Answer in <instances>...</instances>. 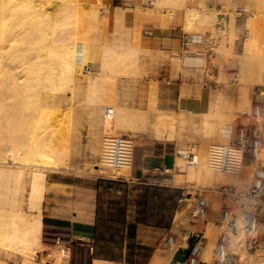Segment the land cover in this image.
Here are the masks:
<instances>
[{"label":"bare ground","instance_id":"obj_1","mask_svg":"<svg viewBox=\"0 0 264 264\" xmlns=\"http://www.w3.org/2000/svg\"><path fill=\"white\" fill-rule=\"evenodd\" d=\"M145 1L131 0L133 7L128 4L120 8L113 6V0H0V264H9V261L65 264L58 253L54 255L55 260L51 257L44 261L41 255V204L47 189V174H85L82 170L73 171L70 163L79 154L82 131L89 136L85 148L90 156L102 158L104 137L121 133L136 135L140 130L139 120L145 121L147 109L131 111L130 120L124 122L125 115L117 107L121 82L145 78L138 65L139 45L131 41L139 32L135 25L138 27L146 10ZM193 1L195 5L190 8L185 6L187 0H152L153 17L164 27L176 10L185 6L182 29L187 35L207 38V48L203 49L211 52L209 73L216 57L222 63L240 65L235 79L221 73L211 74L219 85L238 87L234 91L238 102L244 105L236 104V109L248 114L250 101L260 99L264 93V0H215L219 7L214 10L207 5L209 0ZM163 8L167 9L164 15ZM239 15L245 18L243 28H247L248 37L244 52L238 58L232 49L239 37L240 27L237 29L235 25ZM174 58V66L179 69L181 60L178 55ZM258 79L260 85L253 86ZM149 83L147 100L156 102V82ZM253 87L255 93H252ZM234 91L224 87L211 93L209 110L200 117L199 124L195 123L194 115L186 117L181 113L169 119L190 126L197 136L200 146L191 149L193 161L177 157L175 162L182 170L187 168V178L197 184L231 187L234 181L264 168V152L260 150L255 151L247 175L240 169L235 174L217 172L208 165L206 147L231 141L235 115L229 110L234 109L230 103ZM122 93V102H128V92ZM146 122L151 125L155 138L164 139L165 127L170 123L165 116L156 114L154 122ZM237 142L245 145L241 137ZM100 158L90 167L92 171H103ZM130 169L115 173L124 174ZM24 190L29 194L31 210L28 213L19 208L18 197ZM242 217L241 220H246ZM217 227L221 223L214 220L204 236L191 235L198 238L195 252L205 260L220 259L223 252L217 245L218 234L222 232H217ZM228 229L229 239L230 226ZM157 255L153 264L162 261ZM259 264L264 262L261 260Z\"/></svg>","mask_w":264,"mask_h":264},{"label":"crops","instance_id":"obj_2","mask_svg":"<svg viewBox=\"0 0 264 264\" xmlns=\"http://www.w3.org/2000/svg\"><path fill=\"white\" fill-rule=\"evenodd\" d=\"M209 1L208 7L211 6ZM194 5L193 0H188L186 6L191 8ZM164 9L163 15L164 11L167 12ZM184 10L182 8L180 12H176L164 27L153 14L147 17L142 15L139 23L137 22L138 27L135 25L136 30H139L136 33L139 34L138 38L134 34L131 41H135V45H139L138 48L141 49L138 65L145 78L138 79L137 82L120 81L124 90L130 89L133 92L129 102H117L119 112L125 115L123 121L130 120V112L139 109H147L145 115L150 123L155 121L156 114L163 115L166 121H170L165 127L164 139L155 138L151 127L149 135L152 139L144 136L138 139L130 170L116 177L104 171V174L92 176L90 167L100 156H90L85 148L89 136L84 130L78 144L81 146L78 147L79 154L72 157L70 163L73 171L82 170L85 174L49 173L46 176L47 189L41 204L42 228L66 229L74 237H93L95 249L90 264H152L157 254L162 259L161 262L166 260L163 264H169L177 248H181L178 246L171 253L167 252L164 245L167 247L177 242L176 237L168 241L171 230L177 231L184 239H188L187 234L191 236L194 233L181 223L182 206L188 211L183 204L188 193L181 182L182 173L175 165L178 156L186 155L181 147L187 145V142L184 140L180 144L177 136L171 139L170 124L174 121L169 119L181 113L189 115L188 117L194 115L193 118L203 114L209 106L208 93L213 90L207 85V71L203 73L204 78L200 79L197 66H190L187 62L190 59L194 63L195 58L191 55L205 50L208 40L204 36L186 34L182 29ZM174 53L180 54L179 69L174 66ZM202 57V54L198 56L203 60ZM149 81L156 82V102L147 100ZM137 134L140 133L136 132V136ZM168 134L169 137L166 138ZM244 161L243 170L247 174L252 160L246 156ZM225 186L216 184L215 187H203L194 196L195 201L207 202V215L213 202L215 203L218 222L223 218L219 203L226 198ZM208 193H211V198L204 200ZM195 210L189 211V220L195 217ZM199 233L200 237L205 230ZM195 263L199 264L198 260Z\"/></svg>","mask_w":264,"mask_h":264},{"label":"rangeland","instance_id":"obj_3","mask_svg":"<svg viewBox=\"0 0 264 264\" xmlns=\"http://www.w3.org/2000/svg\"><path fill=\"white\" fill-rule=\"evenodd\" d=\"M209 2L211 3L210 8L212 7L213 10L219 7V3L215 2V0H211ZM187 3H188V0H187ZM128 4L129 6L133 7L131 0H113V6L115 5V7L126 8ZM185 6L182 8H185ZM145 7H146V10L143 11L144 13L143 16L147 17L148 15H152V11H151L153 7L152 0L145 1L144 8ZM149 7H151V9H148ZM182 8L177 9L176 12H180ZM242 16L243 15L236 16V21H235V25L237 29H239L240 27L239 37L236 40L233 46V49H232V52L234 53L236 57L238 55L241 56L242 53L244 52L243 51L244 50L243 48L245 45L244 43L248 37L247 28L246 27L243 28L245 24L244 22L245 18L244 16L243 17ZM140 52H141V49L139 48V53ZM209 52H210L209 50H204L203 53H196V54L194 53L191 56L192 58H195L196 61L194 60V63H193V60H190V59L189 61H187L190 66H197V69H199V72H200V79L204 78L203 73L207 71V79H208L207 85L209 88L213 90L208 93V96L211 93L217 91L218 89L222 90L224 87L225 89H229V90L232 89L234 91V88H236L235 86H226L224 84L223 86L221 83H220L221 85H219L215 82L214 76L221 73L223 75L225 74V76L227 77L230 76L233 79H235V76L238 75L237 73L240 72L239 71L240 65L235 64L234 66V65H230L229 63H222L221 60H219L218 58H215L214 64L212 66V71H211V73L214 75L212 77V74H209L208 72L210 70L209 66L211 64L210 63L211 61L209 60V58H211V52L210 53ZM174 54L180 55L179 53H174ZM184 54L185 53H183V55ZM199 54L203 55L202 57L203 60L198 58L197 55ZM187 56L189 57V55ZM89 68H91L92 71L94 70L93 67H89ZM252 71H254V69H251V72ZM255 80H256V77H255ZM259 82L261 81H259L258 79L257 82H255L256 84H254L253 86L260 85ZM237 89L238 87L235 89V91ZM253 89L254 87L252 88V91H254L252 93H255L256 90H253ZM126 91L128 92L126 100L129 102V100L132 98L133 92L130 89L124 90L122 87V89L118 93L120 102L124 100V95L122 92H126ZM235 93L233 94L235 95L233 98V102H230L233 105L234 109L231 111L229 110V113H232L234 111V115H235V121L232 124V130H231L232 138L230 142H233V141L236 142L237 139L240 137L245 141L244 159H243L242 167L240 168L242 173H245L243 170L244 169L243 164L245 162L244 160L246 156H249L252 159V157L255 155L256 150H260L264 152V93H262V96L260 97V99L258 98L257 100V98H254L253 100L250 101L251 109H250V112H248V114L245 113L246 112L245 110L240 112L241 110L239 111L236 109L237 105L239 104L244 105V102H238L237 92ZM208 108L204 112V114L208 112L209 110ZM115 116L118 117L117 114H115ZM202 116L203 114L197 115L196 119L194 117L195 121L197 120L195 123L197 124L201 123L200 117ZM146 121H148L147 115H146V119L144 122H142V120H139L138 125H139L140 130H138V133L140 134H137V136L136 135L132 136L131 133L118 134V135L129 136L133 140V144L135 146L134 153L136 150L138 139H140L142 136L148 139H152L151 136L149 135L151 125H148L147 124L148 122ZM142 125H143V129H141ZM170 126H171V134H172L171 139H174L173 136L175 137L177 136L180 144H182V142L186 140L185 142H187V145L181 147L185 150L186 154L191 153L193 151L191 149L196 150L199 147V143H197L198 142L197 136L194 134L190 126L181 125L177 120L174 121L173 124ZM211 145H214V144H211ZM211 145L207 146L206 148L209 150ZM180 158H183L185 160L184 155H181ZM93 168L97 169V167H93ZM178 168L183 176L181 177V182L184 184V187L186 188V191L188 193L187 196L184 197V203H183L184 205H186V208L188 209V211L184 209L185 206L184 207L182 206L181 215L183 218H182L181 223H183V225L188 230H192V232H202L203 230H205V233H206L207 230L209 229L210 222L214 220L216 221V218L218 217L215 211V203L213 202L211 211L210 213H208V215L206 213L207 209H206V212L203 215H201L199 212V209L201 208L200 205H202L204 201L202 202L195 201L194 196L198 189L203 188V187H210V185H206L202 183L197 184V182L193 180H189V178H187L188 169L186 168L182 170V168L180 167ZM104 172H106V174L112 177L118 176L115 172H112V173L107 172V171H104ZM104 172L103 171L94 172V170L92 171V169H90L91 174H104ZM251 175L250 177L248 176L247 178L246 176L242 177V180L234 181L231 187H226V186L223 187L224 189H226L225 191L226 198L219 203V210L221 207L220 215L223 217L222 218L223 223L222 221L221 222L216 221L218 223H221V227H217L216 231L217 232L222 231L218 234V241H217L218 247H220L223 251L221 253V256L220 254L218 255L220 256L219 257L220 259L215 258V257H212L213 259L211 258L210 260L203 259V256L200 253L195 252L194 249L196 247L194 245V248L192 250V253L194 255L193 256L190 255L189 260L185 264H192V263H195V261L197 260L198 262L204 263V264H223V263L227 264L228 262L229 264H259L261 260L262 262H264V168H262L261 170H258V169L254 170ZM27 179L28 180L26 184V189L28 188L29 177ZM254 186L259 187V189L261 190L260 194L257 197H252L249 195L250 190ZM247 188L249 189L247 191V194L245 195V189ZM212 189H215V188H211V190ZM233 189H234V192L232 191ZM233 193H235V195H233ZM190 197L192 199L187 200V198H190ZM28 198H29V194L27 190H24L21 193V195L18 197L19 208L27 213L29 212V210H31V206L29 205L30 202ZM208 198H211V193H208L207 196L204 197V200H207ZM191 209L192 210L196 209L194 212L195 217L189 220L187 218V215L189 214V211ZM242 216H244L246 220L244 219L241 220V218H243ZM207 222H208V225H206ZM228 226H230V232L228 233L229 239H227L228 241H226V236H227L226 234H227V231L229 230ZM46 231H48L47 228L43 229L41 227L42 243H43L42 244L43 252L41 254L42 259L44 258L45 259L44 261H46L52 257V259L55 260L54 255L56 252L54 250L49 249V246L47 245V243L49 242L45 240V238L48 236L44 233ZM204 234H202V236H204ZM174 237L177 238V242L175 243V245H169L167 247L166 245H164L165 248L167 249V252L169 253H171V251H173L175 247H178V246L184 247L186 245L188 248V240L192 236L187 234L188 239H184L181 235L178 234L177 231L171 230L168 241H170V238H174ZM194 239L197 240L198 238L194 237ZM248 245L249 246L251 245L252 248L248 249L250 248V247H247ZM164 261L165 260H163V262L161 263L163 264ZM9 262H10L9 264H18L13 261H9ZM41 264H48V263H41Z\"/></svg>","mask_w":264,"mask_h":264},{"label":"built area","instance_id":"obj_4","mask_svg":"<svg viewBox=\"0 0 264 264\" xmlns=\"http://www.w3.org/2000/svg\"><path fill=\"white\" fill-rule=\"evenodd\" d=\"M107 114H111L110 110H107ZM134 149L133 140L129 136L110 135L104 137L102 158H100L102 170L112 173L123 168H131L134 160ZM244 151L245 145L241 146L237 141L226 145H213L208 150V165L214 171L235 174L243 163ZM185 160L186 162L193 161L190 153L185 155ZM260 191L259 187L254 186L249 195L257 197ZM207 205V203L201 205L199 209L201 215L206 212ZM47 229L48 231L44 233L48 235L45 240L49 242L47 243L49 249L61 255L65 264H90L95 249L93 237H74L66 229L54 227H47ZM194 233L199 234V232ZM227 239L226 237V241H228ZM247 247H250L248 249L252 248L251 245Z\"/></svg>","mask_w":264,"mask_h":264},{"label":"water","instance_id":"obj_5","mask_svg":"<svg viewBox=\"0 0 264 264\" xmlns=\"http://www.w3.org/2000/svg\"><path fill=\"white\" fill-rule=\"evenodd\" d=\"M196 242H197V240L194 239V237L189 239L188 240V248L187 249H178L174 253L169 264H185L186 261L189 259Z\"/></svg>","mask_w":264,"mask_h":264}]
</instances>
